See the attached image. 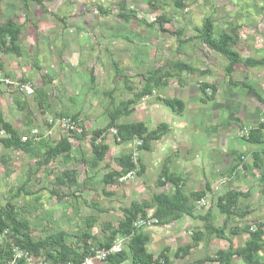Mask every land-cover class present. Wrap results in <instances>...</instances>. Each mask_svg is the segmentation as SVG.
<instances>
[{
    "label": "rangeland",
    "instance_id": "obj_1",
    "mask_svg": "<svg viewBox=\"0 0 264 264\" xmlns=\"http://www.w3.org/2000/svg\"><path fill=\"white\" fill-rule=\"evenodd\" d=\"M122 1L125 13L130 15L129 20L118 15V4ZM177 1L43 0L47 13L34 3L30 4V13H26L21 0H0V25L11 19L22 26L19 43L21 57L5 56L0 53L1 117L22 135H29L32 130H36L38 135L55 143L60 138L71 135L59 126L57 122L59 118L55 116L64 112L69 116L77 113L82 129L87 132L83 139L70 138L71 162L65 164L62 161H55L48 166L37 165L38 156L29 159L21 152L7 151L0 145V208L11 202L17 208L19 216L29 222L34 238H42L59 231L74 236L84 229L85 219L93 217L97 223L92 234L102 239L105 235L104 225L107 223L116 225L122 217V210L129 208L132 202L140 203L159 193H172L171 184L168 183L164 187H157L156 184L162 171L163 159L166 157L160 148L152 147L151 152H145L138 151V142L118 145L114 136L115 131L110 130L101 137L109 146L106 159L97 171L88 174L92 177L88 187L75 193L74 197L70 194L74 188L59 190V195H62L59 199L51 195L54 178L65 169H76L80 183L88 178L86 167L83 164L75 165L73 160L78 161L83 156L85 158L92 156L91 134L105 127L108 122L106 110L109 109L110 100L105 95L106 92L115 88L112 100L116 104L121 100L132 99L141 91L144 76L146 77L148 73L170 64H186L196 72L189 74L182 71L178 82L175 78L174 81L171 79L173 81L170 82L171 86L175 83L184 88V85L190 84L196 88L200 86V81L206 83L209 81L219 88L220 96L223 97L231 95L229 92H232L239 100H245L252 90L264 99V67L262 69L236 67L232 82L248 86L231 87L224 73L226 60L202 45L195 31L202 26L206 18L213 20L215 37L227 31L230 26H239L240 43L234 48L235 51L243 59L248 57L264 59V0H181L182 8L175 5ZM100 7L103 13L99 12ZM159 16L170 19L169 24L163 25L165 30L174 34L180 32V35L162 33L156 23ZM114 64L118 70L116 76ZM201 68L204 72L202 75ZM90 74L94 78L93 82L90 81ZM43 76H49L52 82L43 84ZM24 80L25 84L31 86L33 94L41 88L47 95L50 108L44 114L34 100L33 94L25 96L19 90V83ZM189 91L191 89L187 87V92ZM176 93L184 94L177 90ZM176 93L170 87L160 93L154 92L151 97L144 98L133 106L132 113L122 122H142L148 129H154L161 121L167 124V118L162 120L165 117L163 112L158 116L154 106L157 105L155 104L157 97H174ZM187 97L183 95L180 98ZM19 102L20 106H25L24 109H20ZM209 103L206 102L207 106L201 109L190 101L187 106L188 112L183 113V118L181 116L183 122L189 123V119L192 118L189 111L193 108L194 125L203 124L201 134L183 131L184 138L192 137L194 143H197L193 146L194 150L200 151L201 148L208 146L205 137L208 127L226 126L228 121L226 110L221 109L219 119L212 122L206 119L203 122L202 115L208 116L213 112V106ZM146 107L154 109L149 113ZM254 107L263 110L261 117L263 120L264 107L261 104ZM163 110L169 114V109L163 107ZM82 129L76 134L80 135ZM240 129L238 131L232 128L228 131L223 127L219 130L227 134L226 150L239 154L242 151L257 149L242 139ZM217 144L222 149L223 140L220 137ZM184 149L183 145L180 149L181 154ZM130 152L137 166L144 167L143 174L127 175L109 186L101 184L100 180L105 174L113 170L118 171L115 160ZM235 155H229L226 161H219L217 165L211 160L208 149L198 158H207L208 162H205L207 169L216 165L215 170L225 175L228 165L233 163L230 156ZM242 162L251 163L247 157L241 164ZM260 173L263 172L256 170L254 176ZM253 178L255 181L252 177L249 178L245 187V190H249L248 197L240 199L238 203L237 212L239 211L240 216H232L226 220L216 208V197L206 200L204 205L200 204L199 208L197 207L195 216H206L209 211L212 224L216 228L224 227L227 240L210 237L207 243L199 245L183 260L175 259V250L190 244L192 231L202 230L205 224L196 218L183 217L184 221L181 220L179 224L176 222L177 225L165 227L156 225L144 230L154 237L147 246L148 251L157 256L164 247H168L171 264H191L205 257H214L217 251L226 250L229 243L233 248L242 247L248 238L247 234L231 236L230 230L245 227L255 230L257 224L264 225V197L260 194L262 186L255 177ZM22 186L30 195L18 190ZM70 242L71 240H68V243ZM258 256L260 260H264L263 254ZM41 261L43 257L36 264ZM231 264L243 262L234 258Z\"/></svg>",
    "mask_w": 264,
    "mask_h": 264
},
{
    "label": "trees",
    "instance_id": "obj_2",
    "mask_svg": "<svg viewBox=\"0 0 264 264\" xmlns=\"http://www.w3.org/2000/svg\"><path fill=\"white\" fill-rule=\"evenodd\" d=\"M22 8L26 13H30V4L34 3L41 7L47 13L43 6V0H21ZM261 1V0H254ZM123 1L118 4L119 16L126 20L130 19V15L126 14L124 10ZM181 0L175 2L177 7L182 8ZM99 12L103 13L102 8H98ZM157 26L162 33H170L164 29V24H169L170 19L166 16H159ZM239 26H230L227 31L217 34L215 37V26L211 18H206L202 26L196 29L197 39L210 51L222 56L227 64L224 68L225 76L228 78V84L231 87H245L243 83L232 82V76L236 67L242 66L247 69H257L264 67V59L254 58H241L235 51V47L240 43L239 40ZM22 35V26L16 24L11 19L6 20L0 25V53L5 56L21 57L20 39ZM117 68L114 64V75H117ZM182 71L189 74H194L195 69L186 64H170L165 68H159L148 73L144 76V84L140 92L133 96L132 99L121 100L117 104L112 100V91L105 93L109 98V109L106 110L108 122L105 127L92 132L90 137L91 155L89 158H81L75 161V165L83 164L90 171H95L99 168L100 164L104 162L106 155L109 151V146L104 143V139L100 138L108 133L110 130L116 132L115 140L118 145L133 144L140 141L138 151H150L151 144L159 141L168 131V125L159 123L154 129H148L142 122L126 123L122 122L133 111V106L139 103L144 98H149L154 92L165 87L168 80L173 76H179ZM125 79V78H124ZM43 84L51 83L52 79L49 76L42 77ZM90 81H94L92 74H90ZM26 80L20 81L19 84H25ZM129 89L128 87L126 88ZM201 95V102H213L216 97L217 88L215 85L201 83L199 86ZM34 100L37 102L38 107L44 114L49 108L47 95L41 90L37 89L33 94ZM258 102L264 107V99L256 95ZM164 107L171 110L176 114H181L184 111L186 104L181 99H160ZM19 102V106H20ZM25 106H20L24 109ZM55 117L57 118H70L78 127L81 124L78 120V114L69 116L68 113H60ZM36 131V130H32ZM242 131V129H241ZM37 132V131H36ZM26 135L28 141L22 142V135L10 123L6 122L0 115V145L7 151H17L23 153L29 159H35L37 156V165L48 166L55 161H62L64 164L71 162L70 156L72 154V144L70 138L76 140L86 137V131L82 129V133L77 135L71 133L70 136L62 137L57 142H49L41 135L36 136ZM38 139V141H37ZM242 139L249 145L260 147L264 145V122L260 123L256 128H251L247 136ZM238 156V155H237ZM260 153L253 154V166L256 169L260 168L262 163ZM257 158L259 160L257 161ZM132 152L117 158L116 164L118 171L113 170L105 174L100 180L104 186L112 185L113 183L124 179L127 175L137 173L138 176L142 175L144 168L142 165L137 166L133 160ZM241 163L240 158L236 164L230 169L229 174H233L238 165ZM139 168V170H138ZM244 169L246 165L243 166ZM76 169H65L54 178L52 183L51 195L59 199V190L63 188L73 189L70 192L72 196L80 190L88 187L89 181L92 177L85 178L83 182L78 181ZM172 185V193H159L152 195L149 200L132 202L129 208L122 210V217L116 225L107 223L103 227L104 238L98 239L92 234V230L96 226V219L93 217L87 218L84 221V229L79 231L74 236H68L66 232L59 231L54 234H48L42 238H34L30 224L25 219L19 216L17 208L11 203L7 202L4 207L0 208V264H10L14 261L15 264H36L37 261L43 257L44 264H82L86 258L94 257L96 252L102 249H109L119 239H126L120 253L111 255L107 258L105 263L108 264H171L168 258L169 248L164 247L157 256H154L148 251L147 246L150 242L151 235L144 231V229H136L133 223L137 218H154L158 220L157 226L165 227L180 221L183 217L196 218L203 222L204 228L202 230L195 229L192 231L191 243L179 247L174 252V258L183 260L189 256L191 252L199 245L207 243L210 237L217 240H227L225 238L224 227L216 228L212 224L210 212L206 216H195L197 204L205 198L206 192L197 191L186 193L184 181L178 177L170 174L167 165H163L161 174L157 179V187H163L166 184ZM19 187L18 190L24 191L25 189ZM206 189H209L206 186ZM25 194L30 195L29 192ZM107 194V193H106ZM260 194L264 197V178L262 180V188ZM109 195V194H108ZM248 193H241L236 190H229L223 195L219 196L216 201V208L218 212L226 218L230 219L232 216H240L237 212V206L241 198L247 197ZM14 198V197H13ZM151 211V213H149ZM243 214V213H242ZM264 225L259 223L256 225L255 230L249 227L243 229L233 228L230 230L231 236H237L240 233L247 234L244 245L240 248H233L229 243L226 250H219L215 253L214 257H205L197 260L191 264H206L213 262L217 264H231L234 258L240 259L243 264H264V260L259 259V254L264 255ZM68 240H71L68 243ZM72 240H75L72 241ZM20 254L19 258L16 256Z\"/></svg>",
    "mask_w": 264,
    "mask_h": 264
},
{
    "label": "crops",
    "instance_id": "obj_3",
    "mask_svg": "<svg viewBox=\"0 0 264 264\" xmlns=\"http://www.w3.org/2000/svg\"><path fill=\"white\" fill-rule=\"evenodd\" d=\"M257 69H262V68H257ZM201 73L199 71H197V73H200L201 75L204 73L203 68L200 69ZM174 78L177 80V82L181 79V74L177 77V76H173L172 78H170L168 80V83L165 87H162L161 89L157 90V92H161V91H165L166 89H168L169 87L173 90L179 91V92H183L184 94H179L177 95V93L175 94L174 97L171 96H161L159 97L160 99H181L183 102L186 103V106L184 108V111L181 114H176L174 112H172L171 110H169V114L164 113L163 110V104L159 101H157V105L154 106L155 109H157V115L159 116L161 114V112H163L162 114L165 115V117H163L162 120H165V118H167V125H168V131L167 133L157 142V144H151V149L150 151H146V152H151V150H153V148L155 149L157 146L158 148H160V151L162 152L163 156H166L163 159L162 162V168L163 165H167L168 170H170V172H172L171 174L175 177L180 178L181 180L184 181L185 184V190L186 193H190V192H199V191H204L206 192V196L205 198L201 201V203L197 204V207L202 204L204 205L206 203V200H211L212 198H215L217 201V198L221 195H223L224 193H226L229 190H236L239 191L241 193H249V190H245V187L248 184V180L249 178L252 177V179L255 181V179L253 177H255L257 179V182L259 185L262 186V180L264 178V145L257 147V149H250L245 151L240 152L239 154L237 153H233V152H229V150L225 148V142L227 139V134L223 133V132H219V130H221L223 127H225V129H227L228 131H230L232 128L236 129L239 131V129L242 127V129L247 128V129H251V128H256L260 123L264 122V119L262 120V114H263V110H260L259 108H255L254 106H258L260 105L258 100L256 99V93H254L252 90H250L249 96L246 97L245 100H239V97L234 95V93H231V95H226V96H220V90L219 88H217V86H215L217 88V93H216V97L215 100L213 102H210V104H212L213 106V112H211V115L208 112V116H203L202 115V120L203 122L206 121V119L209 122H212V120H217L219 119V110H226L227 113V124L226 126H213V127H208V132L204 131L206 134V138H207V142L209 143L208 146L206 145L205 147L201 148L200 151L198 150H194L193 146L196 145L197 143H194V139L191 137L190 139H186L184 138V130H189L191 131V134L193 133H200L203 130V124L202 125H194V119H193V108L190 109L189 112H191V116L192 118L189 119L190 122H183V113L185 111L188 112L187 106L188 103L190 101H192L196 106H198L199 108L202 109V107L207 106L206 104L201 102V95H200V91H199V87L197 86L195 88V86L192 85H184V88H180V86H178V84L174 83V86H171V83L174 81ZM173 79V81L171 80ZM171 82V83H170ZM201 83L203 81H200ZM209 85H212L211 82L207 81ZM200 83V84H201ZM206 83V82H203ZM248 86V84H245ZM187 87H189L191 89V91L187 92ZM183 95H187V99H182L180 98ZM191 96V97H190ZM189 98V99H188ZM252 104V105H251ZM151 107H146V111L147 112H151L152 109ZM262 109V108H261ZM260 110V111H259ZM186 113V112H185ZM206 112H204L205 114ZM151 116V115H150ZM182 116V118H181ZM162 123V121L160 122ZM166 124V123H165ZM248 126H245V125ZM197 130V131H196ZM196 131V132H194ZM241 131V129H240ZM203 132V133H204ZM221 133V134H220ZM239 135H237L238 137ZM184 139H183V138ZM218 137H220L223 140V145H222V149L219 148V145L217 144V140ZM243 137V136H242ZM184 140H185V145L184 144ZM183 145L185 146V149L183 150L182 154L180 153V149L183 148ZM153 147V148H152ZM208 149L209 154H211V160L213 162H216V165L219 164V161H226L227 157L229 155H234L235 156H230L232 157V162L231 164L228 165V168L226 170L225 175L224 174H220L217 170H215V166L211 167L210 169H207L208 167L205 166V162H208L207 158L205 157H201L198 158V156H202L203 152ZM202 152V153H200ZM258 154L260 153L262 156V163H260V168L256 169L253 166L254 163V157L253 154ZM238 155V156H237ZM173 157V158H172ZM249 158V160L251 161V163L249 164H242L240 163L236 169V171L233 174H229L230 169L236 164V161L238 160V158H240V160H244V158ZM82 158H85L84 156ZM106 159V158H105ZM186 160V161H185ZM259 160V158H257V161ZM105 161V160H104ZM102 164V163H101ZM100 164V165H101ZM246 165L247 169H244L243 166ZM100 167V166H99ZM143 167V166H142ZM144 168V167H143ZM99 169V168H98ZM240 170V171H239ZM256 170H258L259 172H263L260 173V175H256ZM97 171V170H95ZM95 171H90L88 168H86V174L89 178V173H93ZM132 175V174H130ZM87 178V177H86ZM165 186V185H164ZM163 186V187H164ZM172 186V185H171ZM206 186H208L209 189H206ZM194 187V189H193ZM261 190V188H260ZM248 197V196H247ZM245 198V197H243ZM242 199V198H241ZM204 203V204H203ZM199 208V207H198ZM198 208H196V211L198 210ZM195 211V212H196ZM194 212V215H195ZM182 221H184V218L181 219ZM180 221L177 222V224H179ZM176 223L172 224L175 225ZM176 224V225H177ZM147 230V229H146ZM154 239V237L151 236L150 242ZM149 242V243H150ZM108 264L105 262H99L98 264ZM130 264L129 262H125ZM124 263V264H125ZM96 264V263H95Z\"/></svg>",
    "mask_w": 264,
    "mask_h": 264
},
{
    "label": "built area",
    "instance_id": "obj_4",
    "mask_svg": "<svg viewBox=\"0 0 264 264\" xmlns=\"http://www.w3.org/2000/svg\"><path fill=\"white\" fill-rule=\"evenodd\" d=\"M19 90L21 92H23L25 94V96H29L33 94V90L31 88L30 85L28 84H20L18 86ZM57 122L59 123V126L62 127L63 129H65L66 132L68 133H80L79 131H81V129H79V127L77 126V124L72 121L70 118H59L57 119ZM249 133V129H242L241 134L243 136H247ZM37 132L36 131H32L31 135L32 136H36ZM116 135V132L114 133V136ZM101 140V138H100ZM21 141L22 142H26L28 141V137L26 135L21 137ZM138 142L137 145L138 147L140 146L141 142L140 141H136ZM135 142V143H136ZM137 148V147H136ZM158 224V220L154 219V218H137V220L133 223L134 228L136 229H149L153 226H156ZM126 239H119L117 242H115L109 249L105 250H99L96 252L94 257H89L86 258L82 264H95L96 262H105L107 260V258L111 255H115L120 253V251L123 248L124 243L126 242ZM20 254H18L16 256V258H19ZM10 264H15L14 261H12ZM30 264V263H29ZM39 264H43V263H39Z\"/></svg>",
    "mask_w": 264,
    "mask_h": 264
}]
</instances>
